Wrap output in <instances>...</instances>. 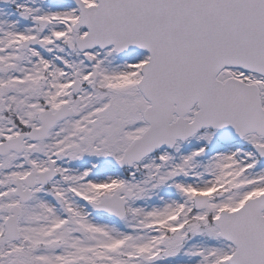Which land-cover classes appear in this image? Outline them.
<instances>
[{
  "label": "snow or ice",
  "instance_id": "snow-or-ice-1",
  "mask_svg": "<svg viewBox=\"0 0 264 264\" xmlns=\"http://www.w3.org/2000/svg\"><path fill=\"white\" fill-rule=\"evenodd\" d=\"M0 264H264V0H0Z\"/></svg>",
  "mask_w": 264,
  "mask_h": 264
}]
</instances>
